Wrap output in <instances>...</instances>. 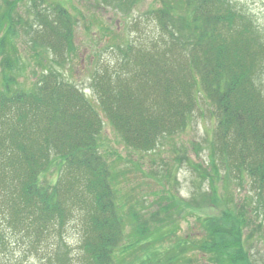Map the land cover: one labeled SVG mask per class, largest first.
<instances>
[{"label": "trees", "instance_id": "trees-1", "mask_svg": "<svg viewBox=\"0 0 264 264\" xmlns=\"http://www.w3.org/2000/svg\"><path fill=\"white\" fill-rule=\"evenodd\" d=\"M136 1L102 0L122 10ZM14 3L2 14L0 38V210L7 228L0 226V264L7 262L1 256L7 231L26 238L28 254L48 264L74 257L78 264H255L248 247L264 219V48L240 23L243 13L230 0H152L144 12L155 25L151 36L138 29L126 43L107 46L114 50L111 65L97 60L90 77L95 103L59 69L75 51L74 15L63 0H31L26 22ZM18 29L39 65L47 54L55 63L44 64L27 85L5 45L14 50ZM200 98L215 117L204 167L208 191L197 206L194 194L179 200V218L194 215L201 232L179 233L175 245L164 247L156 243L162 229L121 210L118 173L100 148L102 115L127 146L150 151L186 128ZM246 184L248 195L238 200ZM206 200L216 212L195 214L191 207ZM75 216L73 253L62 232ZM127 219L133 236L122 245ZM138 248L144 252L129 260Z\"/></svg>", "mask_w": 264, "mask_h": 264}, {"label": "rangeland", "instance_id": "rangeland-1", "mask_svg": "<svg viewBox=\"0 0 264 264\" xmlns=\"http://www.w3.org/2000/svg\"><path fill=\"white\" fill-rule=\"evenodd\" d=\"M8 1H15L16 11L23 22L32 21L29 11L31 0H0V38L6 34V23L2 14L5 13ZM230 1L237 11L243 13L240 23L248 27L264 48V0ZM63 2L74 15L75 51L65 59V63L59 69L66 80L74 83L91 101L96 103V96L90 86V77L94 67L97 66V60L103 65L107 62L111 65L112 60L115 59L114 50L107 46L126 43L127 38L136 34L138 29L147 36H151L155 25L145 13L152 4V0H137L135 4L123 6V10L106 4L102 0H63ZM134 22H139V28L135 24L132 26L131 23ZM6 40L11 42L9 35ZM12 42L14 50L5 41L11 56L9 63L17 64L18 68L15 70L18 72L19 79L26 81V85L34 81L44 64L52 63L55 66V63L51 61L52 54L45 55L41 62L43 65H39L41 57L32 52L31 44L27 42L23 31L17 33V38H13ZM1 63L0 56V73ZM209 109L211 107L208 103H204L200 98V107L193 112L186 128L181 132L161 137L155 149L150 151L135 150L127 146L119 133L102 115L103 125L99 143L101 151L112 162L113 169L118 173V203L121 210L129 209L131 210L129 213L135 211L142 225H149L151 229L157 225L162 229L163 236L155 239H157L156 243L164 247L175 245L179 241V233L194 237L199 236L201 232L200 223L194 215L184 211L183 213L186 214L179 218V200H189V197L191 198L194 194L195 197L192 200L197 206L195 200H200V194L208 191L204 167H208L209 141L212 140L215 127V117ZM50 178L52 179L53 175ZM219 187L222 188V183ZM235 187L239 185L233 180L230 189L236 192ZM247 189V184L240 188L238 200L248 195ZM209 206L206 200L200 208L199 206L191 208H196L193 210L195 214L215 213L216 209ZM75 211V214H79L77 208ZM261 219L263 218L258 217L255 223ZM127 220L126 237L122 245L127 244L128 238L133 236L130 219ZM170 221L173 222L168 225ZM261 222L262 225H253L258 227L248 247L255 264H264V219ZM78 224L75 216V219H71L62 232L63 240L70 245L73 253L78 251ZM0 226L7 230L5 210H0ZM9 233L7 231L4 253L1 254L2 260H4L3 257L7 260L3 264H48L44 259L28 254L31 245L26 238L23 241L19 234ZM142 252L144 251L138 248L133 255L127 257L132 260L140 256ZM71 257L72 254L69 255V258ZM77 260V257H74L73 263L78 264Z\"/></svg>", "mask_w": 264, "mask_h": 264}]
</instances>
